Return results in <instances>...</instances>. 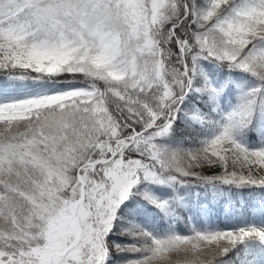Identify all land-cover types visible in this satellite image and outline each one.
I'll use <instances>...</instances> for the list:
<instances>
[{
  "label": "snow or ice",
  "instance_id": "snow-or-ice-1",
  "mask_svg": "<svg viewBox=\"0 0 264 264\" xmlns=\"http://www.w3.org/2000/svg\"><path fill=\"white\" fill-rule=\"evenodd\" d=\"M0 264H264V0H0Z\"/></svg>",
  "mask_w": 264,
  "mask_h": 264
},
{
  "label": "rangeland",
  "instance_id": "rangeland-1",
  "mask_svg": "<svg viewBox=\"0 0 264 264\" xmlns=\"http://www.w3.org/2000/svg\"><path fill=\"white\" fill-rule=\"evenodd\" d=\"M208 171H218V169H211V170H208ZM181 227H183V225H181Z\"/></svg>",
  "mask_w": 264,
  "mask_h": 264
}]
</instances>
